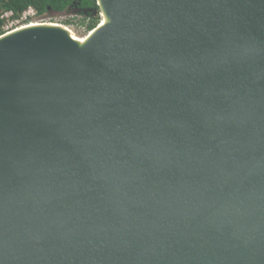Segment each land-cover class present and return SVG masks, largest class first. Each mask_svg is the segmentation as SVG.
Listing matches in <instances>:
<instances>
[{"label": "water", "instance_id": "water-1", "mask_svg": "<svg viewBox=\"0 0 264 264\" xmlns=\"http://www.w3.org/2000/svg\"><path fill=\"white\" fill-rule=\"evenodd\" d=\"M105 3L0 40V264H264V0Z\"/></svg>", "mask_w": 264, "mask_h": 264}, {"label": "trees", "instance_id": "trees-1", "mask_svg": "<svg viewBox=\"0 0 264 264\" xmlns=\"http://www.w3.org/2000/svg\"><path fill=\"white\" fill-rule=\"evenodd\" d=\"M71 8L95 11L99 9L98 0H0V36L7 32L6 25L9 20L21 19L30 9H34L38 15H44L48 12H66ZM6 14L11 15L6 17ZM86 20H88L87 32L100 23V19L95 16L85 18L83 22Z\"/></svg>", "mask_w": 264, "mask_h": 264}, {"label": "rangeland", "instance_id": "rangeland-1", "mask_svg": "<svg viewBox=\"0 0 264 264\" xmlns=\"http://www.w3.org/2000/svg\"><path fill=\"white\" fill-rule=\"evenodd\" d=\"M11 14H6V17H9ZM101 13L100 9L91 11V10H82L79 8H71L66 12L62 13H53L48 12L44 15H38L34 9H30L27 11L23 17L19 20H9L6 29L10 30L17 26H21L25 23L31 22V21H40V22H58L64 25H67L71 27L77 34L79 35H85L87 34L86 26L88 23V20L85 22L84 19L91 18V16H95L97 19H101ZM6 30V31H8Z\"/></svg>", "mask_w": 264, "mask_h": 264}, {"label": "bare ground", "instance_id": "bare-ground-1", "mask_svg": "<svg viewBox=\"0 0 264 264\" xmlns=\"http://www.w3.org/2000/svg\"><path fill=\"white\" fill-rule=\"evenodd\" d=\"M102 9H101V19L100 23L95 27L93 30L88 32L85 35H79L77 34L71 27L58 23V22H40V21H31L27 24H23L21 26H17L13 29H10L6 32V34L2 35L0 37V40L5 39L6 37L13 35L15 33H18L20 31L29 30V29H38V28H49L54 29L62 32L65 34L68 38L73 40L78 46L85 47L92 39V37L97 33L98 29L110 22V17L108 15L107 9H106V0H98Z\"/></svg>", "mask_w": 264, "mask_h": 264}, {"label": "built area", "instance_id": "built-area-1", "mask_svg": "<svg viewBox=\"0 0 264 264\" xmlns=\"http://www.w3.org/2000/svg\"><path fill=\"white\" fill-rule=\"evenodd\" d=\"M6 30H8V29H6Z\"/></svg>", "mask_w": 264, "mask_h": 264}]
</instances>
